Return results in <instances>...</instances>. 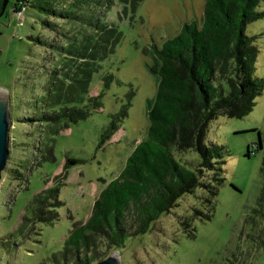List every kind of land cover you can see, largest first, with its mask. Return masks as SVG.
<instances>
[{"label":"rangeland","instance_id":"obj_1","mask_svg":"<svg viewBox=\"0 0 264 264\" xmlns=\"http://www.w3.org/2000/svg\"><path fill=\"white\" fill-rule=\"evenodd\" d=\"M14 3L10 0L0 24V90L10 95L14 123L10 156L0 180V264H63L59 252L74 220L91 214L105 184L120 174L136 143L147 136L148 108L159 82L151 71L155 48L178 35L186 24L201 26L206 0H141L132 15L119 20L116 6L109 18L115 19L123 38L90 84L91 94L102 93L101 108L69 127L32 121L41 117L52 79L57 84L66 80L69 59L55 47L64 38L44 26L47 14L36 7H28L21 23ZM258 10L264 11V0ZM247 33L258 37L256 75L264 78V18L251 22ZM108 74L113 78L102 80ZM114 120L119 129L99 148ZM206 142L226 150L224 180L211 218H195L194 235H189L181 218L193 216L195 208L207 212L208 192L199 187L182 195L147 233L127 240L119 250L122 264H264V220L254 227L246 222L262 187L264 93L249 115L219 114L213 119ZM174 155L194 170L201 161L194 149L174 150ZM68 157L78 163L65 171ZM13 168L19 173H13ZM212 175L206 172L205 181ZM51 187L60 189L64 203L57 209L60 218L54 223L26 219L32 217L28 204L35 194Z\"/></svg>","mask_w":264,"mask_h":264},{"label":"trees","instance_id":"obj_2","mask_svg":"<svg viewBox=\"0 0 264 264\" xmlns=\"http://www.w3.org/2000/svg\"><path fill=\"white\" fill-rule=\"evenodd\" d=\"M21 1L27 0H15L14 12ZM28 1L29 6L47 14L44 26L64 38V43L55 47L69 59L66 80L57 84L52 79L41 117L32 121L61 122L69 127L101 108L102 93L91 94L90 84L123 38L115 19L132 15L141 0ZM260 2L206 0L201 26L186 24L178 35L155 48L157 58L151 71L159 76V82L148 108L147 136L136 143L120 174L102 189L88 219L74 220L59 252L63 264H93L108 257L123 248L130 237L147 233L182 195L199 187L208 192L204 198L208 211L195 208L193 216L181 218V223L189 235H194V219L211 218L224 180L221 173L226 150L206 142L209 124L219 114L236 118L249 115L264 93V78L256 75L258 37L247 33L251 22L264 18V11L258 10ZM9 3L0 0V24ZM116 6L120 13L110 20ZM112 78V74L102 76L106 82ZM118 129L116 120L112 121L99 148ZM191 149L201 159L195 170L174 155V150L181 153ZM77 163L68 157L65 171ZM11 171L19 173L14 168ZM210 171L212 180L205 181ZM260 172L257 205L246 217L253 227L264 220V157ZM59 192V187H51L35 194L28 204L32 217L26 219L35 223L57 221V209L64 204Z\"/></svg>","mask_w":264,"mask_h":264},{"label":"water","instance_id":"obj_3","mask_svg":"<svg viewBox=\"0 0 264 264\" xmlns=\"http://www.w3.org/2000/svg\"><path fill=\"white\" fill-rule=\"evenodd\" d=\"M10 101V95L6 91L0 90V180L10 156V132L13 125ZM93 264H122L120 251L116 250L108 257Z\"/></svg>","mask_w":264,"mask_h":264},{"label":"built area","instance_id":"obj_4","mask_svg":"<svg viewBox=\"0 0 264 264\" xmlns=\"http://www.w3.org/2000/svg\"><path fill=\"white\" fill-rule=\"evenodd\" d=\"M29 7V1H21L18 8L15 10L16 18L22 23L25 21V12Z\"/></svg>","mask_w":264,"mask_h":264},{"label":"crops","instance_id":"obj_5","mask_svg":"<svg viewBox=\"0 0 264 264\" xmlns=\"http://www.w3.org/2000/svg\"><path fill=\"white\" fill-rule=\"evenodd\" d=\"M111 180H112V179H111ZM108 182H109V181H108ZM105 186H106V184H105ZM105 186H104V187H105ZM101 191H102V190H101ZM89 216H90V215H89ZM89 216H88V217H89ZM88 217H85V218H84V221L87 220Z\"/></svg>","mask_w":264,"mask_h":264}]
</instances>
